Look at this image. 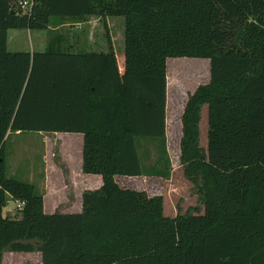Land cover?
<instances>
[{"label": "trees", "instance_id": "trees-1", "mask_svg": "<svg viewBox=\"0 0 264 264\" xmlns=\"http://www.w3.org/2000/svg\"><path fill=\"white\" fill-rule=\"evenodd\" d=\"M20 1L0 0V264L3 252H38L41 264H264V0ZM90 16L124 18L122 54L110 42L108 52H74L56 46L60 36L41 52L7 50L8 29ZM170 58L209 62L179 141L203 212L173 218L162 195L115 181L168 175L144 166L138 143L164 147ZM16 131L82 135L81 170L102 184L81 193L79 212L47 213L33 184L6 176ZM8 197L24 203L19 218L3 216Z\"/></svg>", "mask_w": 264, "mask_h": 264}, {"label": "rangeland", "instance_id": "rangeland-1", "mask_svg": "<svg viewBox=\"0 0 264 264\" xmlns=\"http://www.w3.org/2000/svg\"><path fill=\"white\" fill-rule=\"evenodd\" d=\"M56 36H60L59 40L62 42L61 44L57 42L56 46L67 48L72 43L71 50L74 52H108L110 42L115 54L120 55L124 50V18L107 16L100 19L98 16H90L81 22L52 18L47 28L42 30L8 29L7 50L41 52L45 50L49 39ZM208 81L207 59H168L164 147L159 139H143L138 143L144 166L148 168L154 165L162 173L168 171V175L115 178L121 187L144 190L148 195H162L163 213L170 218L203 212L198 194L192 183L184 177L179 160V141L180 117L184 105L196 88ZM206 134L207 107L203 105L200 109L199 145L204 149L207 144ZM74 135L76 134L18 131L11 132L6 140L4 152L6 176L33 184L43 196L47 208L45 211L77 210L78 196L82 190L96 189L102 184V181L98 182V179L94 181L93 178L89 182H73V171L78 169L82 147L81 139ZM164 159L168 163L166 168L163 167ZM16 204V201L8 197L7 204L2 210L3 216L19 218ZM11 263L30 264L20 256H15Z\"/></svg>", "mask_w": 264, "mask_h": 264}, {"label": "crops", "instance_id": "crops-1", "mask_svg": "<svg viewBox=\"0 0 264 264\" xmlns=\"http://www.w3.org/2000/svg\"><path fill=\"white\" fill-rule=\"evenodd\" d=\"M47 44H48V42H47ZM70 44H69L70 49L73 50V44L72 43H70ZM16 132H18V131H16ZM67 134H76L74 136L79 137L82 141V135L81 134H77V133H67ZM81 155H82V147H81V152H80V158L78 161V169H77V171L76 170L73 171V175H74V177L72 176L73 182L74 183L84 182V181L89 182L91 178H93L92 180H94V181L97 179H98V182L101 181V177L99 175L84 174L82 172V170H81ZM75 174H77V175H75ZM97 176H99V178ZM94 177H96V179H94ZM86 189H89V188H84V190H86ZM82 192H83V190H82ZM81 193L78 196L79 205H78L77 210H67V211H60V212H79L81 209ZM44 210H47L45 203H44ZM48 210L49 211H46V212H49V213L56 212L54 210H51V211H50V209H48ZM15 256L23 257L28 263L30 262V264H41V254L38 252H26V253L3 252L1 264H12L11 262L13 261Z\"/></svg>", "mask_w": 264, "mask_h": 264}, {"label": "built area", "instance_id": "built-area-1", "mask_svg": "<svg viewBox=\"0 0 264 264\" xmlns=\"http://www.w3.org/2000/svg\"><path fill=\"white\" fill-rule=\"evenodd\" d=\"M19 5L22 7V8H28V7H30L31 5H32V0H21L20 2H19ZM17 204H16V208L17 209H21L22 207H23V205H24V203L23 202H16Z\"/></svg>", "mask_w": 264, "mask_h": 264}]
</instances>
